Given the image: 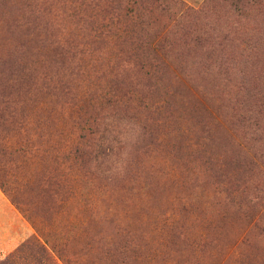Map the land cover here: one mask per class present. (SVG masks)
Segmentation results:
<instances>
[{"label": "rangeland", "instance_id": "rangeland-1", "mask_svg": "<svg viewBox=\"0 0 264 264\" xmlns=\"http://www.w3.org/2000/svg\"><path fill=\"white\" fill-rule=\"evenodd\" d=\"M26 1L30 2L28 8L32 16L25 20L38 25L36 32L40 43L47 40L58 44L59 49L51 47L50 53H66V57H70L68 74L74 73L68 81L70 89L60 88L56 79L50 82L54 89L52 95H46L56 101L51 103L56 108L52 116L56 117L43 127H38L36 119H32L35 121L27 134L41 131L43 135L37 140L43 144L40 145L43 154L49 149L48 141L55 143L49 150L51 157L56 156L54 166L60 167H55L54 174L57 173L65 185L61 194L72 205L69 208L73 218L74 214H79L87 219V224L81 229L69 227L66 220L60 224L63 236L68 239L64 253L70 261L66 262L0 191V226L16 225V243L23 242L16 249V259L0 260V264H115L118 259L109 257L108 253L111 248L122 253L120 248L124 244L129 249L123 255L126 258L119 259L120 264L126 261L127 264H264V227L246 215L238 199L226 198L225 182L231 173L223 169V158L214 160L215 148L212 149L213 143L217 145L216 136H221L228 127L227 120L218 115L220 108L214 98L220 93L215 88L232 84L230 94H233L240 87L264 85V3L237 13L226 0H184L194 13H198L195 16L200 23L208 17L217 35L225 38L224 49L219 48L218 53L236 55L239 59L223 63L224 69L229 71L226 78L201 74V64L183 67L167 62L161 66L162 79L153 85L179 86L183 91H175V98L167 97L161 110L156 109L157 105L150 109L132 106L125 112L129 116L127 120L133 116L130 120L132 125L136 123V132L133 127L121 146H117L111 158L112 178L107 181L98 173L85 191L83 172L63 170L65 166L59 165L58 153L69 149L60 133L65 122L59 114L62 104L69 107L80 100L78 95L73 99L78 89L87 88L88 91L97 84L102 86L109 71L123 73L126 78H121L122 85L139 92L147 81L141 74L138 77L130 75L134 67L129 61L135 58L129 53L132 35L124 34L123 39L109 36L97 39L96 30L92 31L90 26L91 13H85L82 19L74 15L70 0ZM97 1L101 2L102 11L96 16L104 14L105 21L114 17L117 25L133 22L141 26L145 23L147 30L138 37L153 38L175 24L172 16L154 11L150 5L128 14L127 0L112 5L111 0ZM138 15L141 18H136ZM53 66L56 70L50 72L61 76L58 65ZM41 72L38 71L40 76ZM145 88L147 95L148 86ZM161 93L152 101L163 98V91ZM11 100L14 103L9 104L10 109H15L16 113V97ZM26 105L28 103L23 106ZM192 110H196V114L200 111L201 117L198 114L191 118L189 112ZM210 112L212 116L208 115ZM39 115L40 112L37 117ZM147 118L159 121V128L152 136L141 133L142 127L137 125L144 124ZM205 128L207 133L203 132ZM66 129H71L70 123ZM246 175L241 173L237 178ZM48 201L45 200L41 207H48ZM66 215L67 212L62 217Z\"/></svg>", "mask_w": 264, "mask_h": 264}, {"label": "trees", "instance_id": "trees-1", "mask_svg": "<svg viewBox=\"0 0 264 264\" xmlns=\"http://www.w3.org/2000/svg\"><path fill=\"white\" fill-rule=\"evenodd\" d=\"M120 1L122 0H111V5ZM226 1L231 5L232 11L237 13L246 12L247 9L259 7L264 3V0ZM127 2L128 14L143 5H150L154 11L159 10L164 15L172 16L175 24L164 34H155L150 39L142 38L138 36L147 30L145 23L141 26L133 22L117 25L114 17L105 21L104 14L96 16L102 11L101 2L70 0L74 15L82 19L84 14L89 12L95 17L91 16L90 19L92 31L96 30L95 38L104 39L109 36L123 39L124 34L132 35L129 39L132 48L129 53L135 58L133 62L129 61V65L134 67V72L130 75L138 77L141 74L147 81L139 92L131 86L122 85L121 78L125 77L123 73L109 71L106 82L88 90L91 92H88L87 88L79 90V84L76 83L77 94L75 92L72 97L75 99L77 95L81 96L80 100L69 107L62 104L63 110L61 108L59 114L64 117L65 122L61 119L63 124L60 133L65 138L63 142L67 141L69 149L58 153L59 165L65 166L63 170L83 172L86 180L85 191L89 190L92 178L97 177L98 173L107 181L112 178L111 158L117 146H121L127 133L133 129L136 132V123L132 125L133 121L130 120L133 116L127 120L129 116L125 112L131 110L132 106L150 109L157 105L156 109L161 110L168 98H175V91H183L179 86L153 85L162 79L161 66L167 62L183 67L187 64H197L198 67L201 64V74L226 78L229 71L224 69L223 63L239 59L236 55L225 56V53H218L219 48L224 49L225 38L221 39L217 35V29L208 23V17L201 20L204 24L200 23L199 17L195 16L198 13H194L184 0ZM28 6L30 2L26 0H0V189L36 233L60 258L69 262L70 258L64 253L68 239L63 236L60 224L66 220L69 221V227L81 229L87 224V219L84 220L82 216L74 213L73 218L69 208L72 205L68 198L61 194L65 185L59 176H56L57 173L54 174L55 167L58 168L54 166L57 164L54 162L56 156L54 154L51 157L49 150L55 147V143L48 141L49 149L43 154L40 149L43 144L37 140H40L43 134H40V131L30 135L27 134V129L35 121L32 119H36L38 127H43L47 121L55 119L56 116L52 115L56 108L51 103L56 101L47 96L52 95L54 89L50 82L56 79L60 88L70 89L68 81H71L70 77L74 73L68 74L70 57H66V53H50L51 47L56 51L59 49L58 44L48 43L47 40L44 41L46 43H40L36 32L38 25L29 19L25 20L26 17L32 16ZM53 65H58L59 70L61 69V76L59 73L54 75L50 72L56 70ZM39 70H42L41 76ZM84 73L87 72H83V75ZM77 74L75 72V75ZM72 81L74 82L75 78ZM254 86L240 87L234 90L233 94H230V90H233L232 84H224L221 89L215 88L220 93L214 98L220 108L218 115L227 120L228 127L221 132V136H216L217 145L213 143L212 149L215 148L214 160L223 158V169L231 173L225 182L228 194L226 198L233 196V201L238 199L245 207L246 215L264 227V85L259 83ZM205 88L204 86L201 89ZM162 91L163 98L153 102L152 99L162 95ZM13 97H16V113L9 105L14 103L11 100ZM26 103L28 105L23 106ZM195 112L196 110L189 112L191 118L200 115V111L198 114ZM208 115L210 116L211 112ZM82 117V120L76 119ZM68 123L71 124V129H66ZM137 125L142 127L141 133L152 136L159 128V121L147 118L144 124ZM206 130L203 129V132L207 133ZM204 138L209 139L208 136ZM221 173L223 172L218 171V174ZM241 173L247 175L237 178ZM45 200L50 203L46 208L41 207ZM65 212L67 215L62 217ZM120 249L122 253L115 252L112 248L108 253L109 257L118 259L115 264H120V258H126L123 255L129 247L124 244Z\"/></svg>", "mask_w": 264, "mask_h": 264}, {"label": "crops", "instance_id": "crops-1", "mask_svg": "<svg viewBox=\"0 0 264 264\" xmlns=\"http://www.w3.org/2000/svg\"><path fill=\"white\" fill-rule=\"evenodd\" d=\"M0 191L2 190L0 189ZM22 244L23 242L16 243V225L12 227L0 226V260L10 257L16 259V249Z\"/></svg>", "mask_w": 264, "mask_h": 264}, {"label": "bare ground", "instance_id": "bare-ground-1", "mask_svg": "<svg viewBox=\"0 0 264 264\" xmlns=\"http://www.w3.org/2000/svg\"><path fill=\"white\" fill-rule=\"evenodd\" d=\"M3 23H4V22H3ZM3 29H4V28H3ZM3 33H4V32H3ZM6 33H7V31H6ZM6 33H5V34H6ZM2 38H3V37H2ZM4 38H5V37H4ZM4 42H5V41H4ZM9 42H10V41H9ZM7 43H8V42H7ZM0 44H1V43H0ZM3 45H4V43H3ZM1 47H2V46H1Z\"/></svg>", "mask_w": 264, "mask_h": 264}]
</instances>
